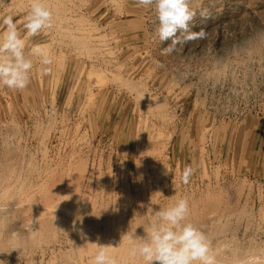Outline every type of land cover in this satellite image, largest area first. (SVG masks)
I'll return each instance as SVG.
<instances>
[{"label": "rangeland", "instance_id": "obj_1", "mask_svg": "<svg viewBox=\"0 0 264 264\" xmlns=\"http://www.w3.org/2000/svg\"><path fill=\"white\" fill-rule=\"evenodd\" d=\"M30 2L0 0V20L26 36ZM45 2L54 27L28 44L46 46L51 73L32 58L25 90L0 86V264H93L97 244L144 264L123 236L180 198L214 264H264V0H191L206 38L171 55L154 7Z\"/></svg>", "mask_w": 264, "mask_h": 264}, {"label": "clouds", "instance_id": "obj_2", "mask_svg": "<svg viewBox=\"0 0 264 264\" xmlns=\"http://www.w3.org/2000/svg\"><path fill=\"white\" fill-rule=\"evenodd\" d=\"M136 4L138 7H154L158 21L156 35L162 43L171 40V44L161 50L162 55H171L177 45L191 39L206 38L203 30L199 33L190 31L189 24L195 15L191 0H136ZM0 23L3 26L0 31V86L25 90L34 66L32 58H37L43 66L42 74L49 75L52 71L53 59L46 46H29L28 40L54 27L53 13L45 0H31L29 11L23 18L26 36L18 30L12 15L4 16ZM178 32L182 35L177 36ZM26 48H29L27 53ZM193 172L191 165L185 166L182 181L187 183ZM189 213L185 198L156 211L158 222L151 225L146 236L135 237L129 232L123 236L134 241L129 255L142 259L144 264H214L206 235L191 222H186ZM110 248L115 247L97 244L93 264H117Z\"/></svg>", "mask_w": 264, "mask_h": 264}, {"label": "bare ground", "instance_id": "obj_3", "mask_svg": "<svg viewBox=\"0 0 264 264\" xmlns=\"http://www.w3.org/2000/svg\"><path fill=\"white\" fill-rule=\"evenodd\" d=\"M260 37V36H259ZM254 43V42H253ZM259 43V42H258ZM261 43V42H260ZM255 44H256V42H255ZM247 45V44H246ZM253 45V44H252ZM257 46V45H256ZM247 47V46H246ZM255 47V46H254ZM251 48V47H250ZM256 49V48H255ZM260 52V51H259ZM249 55V54H248ZM262 56V55H261ZM249 57V56H248ZM247 57V58H248ZM263 57V56H262ZM221 59H223V58H221ZM262 59V58H261ZM258 60V59H257ZM219 61V60H218ZM220 63V62H219ZM219 63H218V65H219ZM262 63H264V62H262ZM245 66H247V65H245ZM251 66V65H250ZM251 68V67H250ZM218 69H220L219 67H218ZM263 69V68H262ZM242 70V69H241ZM217 71H219V70H217ZM250 71V70H249ZM215 72V71H214ZM223 72V71H222ZM233 73V72H232ZM238 73V72H237ZM245 73V72H244ZM243 73V74H244ZM215 74H217V72L215 73ZM232 75V74H231ZM245 75V74H244ZM262 75V74H261ZM216 77V76H215ZM223 77V76H222ZM249 77V76H248ZM224 78V77H223ZM234 78V77H233ZM254 79V78H253ZM244 81V80H243ZM230 82H232V81H230ZM244 85V84H243ZM247 86V85H246ZM241 88V87H240ZM239 88V89H240ZM244 88V87H243ZM237 89V88H236ZM241 90V89H240ZM0 169H2L1 168V166H0ZM6 169V168H5ZM3 170H4V167H3ZM3 170H0V174H2L3 172ZM8 170V169H7ZM5 175V174H4ZM2 176H3V174H2ZM4 177V176H3ZM7 177V176H6ZM1 179H3V178H1ZM4 179H5V177H4ZM2 182V181H1ZM7 187H3V189L5 190ZM0 189H1V187H0ZM117 219V218H116ZM113 221H114V219H113ZM118 221H119V219H118ZM110 223V222H109ZM116 225V224H115ZM34 226V225H33ZM33 226H32V228H33ZM31 229V228H30ZM36 230V229H35ZM32 232H34V229H31L30 231H28V233H32ZM215 243V242H214ZM213 243V244H214ZM219 244V243H218ZM254 245V244H253ZM237 246H238V244H237ZM255 246V245H254ZM216 247V246H215ZM214 247V248H215ZM218 247V246H217ZM221 247V246H220ZM248 248H249V246H248ZM247 248V249H248ZM260 248V247H259ZM241 249V248H240ZM261 249V248H260ZM259 249V250H260ZM231 251H232V249H231ZM236 251V250H235ZM238 251V250H237ZM227 252V251H226ZM261 252V251H260ZM222 253V252H221ZM229 253V252H228ZM217 254H219V249L218 250H216V248H215V251L213 252L212 251V255H213V257H214V260L216 261V262H218L219 261V258L217 257ZM226 255V254H225ZM221 258V257H220ZM256 258V257H255ZM234 261H239V264H246V262H247V259L246 260H244V256H242V257H236V256H234V259H233ZM223 261V260H222ZM228 261V260H227ZM230 261V260H229ZM249 261V260H248ZM251 261H252V259H251ZM253 262V261H252ZM215 263V262H214ZM237 263V262H236ZM220 264H233V262H226V261H224V263L223 262H221V260H220ZM235 264V263H234Z\"/></svg>", "mask_w": 264, "mask_h": 264}]
</instances>
